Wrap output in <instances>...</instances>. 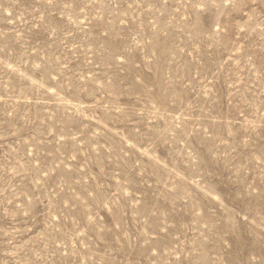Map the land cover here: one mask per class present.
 Listing matches in <instances>:
<instances>
[{"label":"rangeland","instance_id":"374dc122","mask_svg":"<svg viewBox=\"0 0 264 264\" xmlns=\"http://www.w3.org/2000/svg\"><path fill=\"white\" fill-rule=\"evenodd\" d=\"M0 264H264V0H0Z\"/></svg>","mask_w":264,"mask_h":264}]
</instances>
